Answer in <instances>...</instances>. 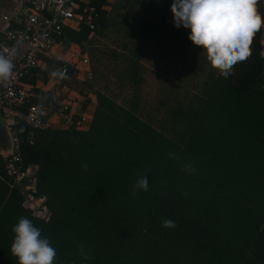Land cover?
I'll return each mask as SVG.
<instances>
[{"label": "trees", "instance_id": "16d2710c", "mask_svg": "<svg viewBox=\"0 0 264 264\" xmlns=\"http://www.w3.org/2000/svg\"><path fill=\"white\" fill-rule=\"evenodd\" d=\"M89 2L97 10L99 28L104 26L109 1ZM172 3L164 0L156 20L141 24L144 42L161 25L184 32L166 23ZM259 10L264 15L261 0ZM66 34L78 46L92 35L84 26ZM261 35L262 29L252 55L237 63L232 75L211 74L200 95L171 113L175 129L170 136L142 120L134 104L126 108L94 89L88 129L15 126V164L20 172L32 170L27 193L43 198L46 217L25 205L23 190L9 174L11 156L0 152V264H18L10 249L12 228L21 217L50 240L57 251L54 264H264ZM137 68L136 62L129 66L135 76ZM82 84L69 68L67 92L56 96L33 88L22 110L34 105L60 113L61 102L74 92L86 99L79 106L84 113L89 100L76 88ZM10 146L0 131V151ZM185 164L194 173L185 172ZM142 176L148 178V190L133 194ZM165 219L176 227H162ZM80 245L89 259L79 254Z\"/></svg>", "mask_w": 264, "mask_h": 264}, {"label": "rangeland", "instance_id": "374dc122", "mask_svg": "<svg viewBox=\"0 0 264 264\" xmlns=\"http://www.w3.org/2000/svg\"><path fill=\"white\" fill-rule=\"evenodd\" d=\"M108 1L106 24L98 28L83 46L93 68V80L76 88L87 99L94 97V89L126 108L134 104L142 120L170 136L175 129L171 113L200 95L207 78L216 70L206 61L202 49L188 40L189 29L177 34L161 25L156 33L143 41L141 24L156 20L159 6L164 0ZM169 22L173 23V16H169L166 23ZM262 47L264 54V45ZM135 52H138L137 57L133 55ZM134 62L138 66L137 76L133 74L134 70L129 69ZM67 85L73 83L68 82ZM52 90L58 94L67 92L66 87L61 89L58 85L53 86ZM92 100L95 101V98ZM79 101L85 103L86 99L81 97ZM44 114L48 119L49 111H44ZM8 166L27 196L26 188L31 186L32 170L25 175H21V172L18 174L19 168L14 159ZM43 202V198H40L36 202H27V205L35 214L46 217Z\"/></svg>", "mask_w": 264, "mask_h": 264}, {"label": "built area", "instance_id": "2783aa9c", "mask_svg": "<svg viewBox=\"0 0 264 264\" xmlns=\"http://www.w3.org/2000/svg\"><path fill=\"white\" fill-rule=\"evenodd\" d=\"M261 2L263 4L264 0ZM81 26L91 34L99 28L97 10L89 0H19L9 14L0 18V52L14 49L16 53L11 83L0 84V116L11 142L6 153L11 156L9 165L12 159L17 161L18 142L14 130L19 123L32 131L50 127L89 128L91 108L87 106L84 113L71 111L64 103L67 98L61 102L60 113L49 111L48 119L44 114L46 110L37 106L22 110L23 104L31 100L33 88L43 91L50 82L64 88L69 68H72L78 82H92L93 71L88 54L83 49L84 43L78 46L66 34L67 30L78 31ZM57 69L65 73L64 78L50 76ZM30 79L35 81L34 86L30 85ZM0 152L7 157L3 151ZM17 172L19 174L20 170ZM9 174L13 177L10 168ZM21 175H25V172H21ZM15 184L22 189L16 180ZM40 198L27 193L24 203L30 208L27 202H36Z\"/></svg>", "mask_w": 264, "mask_h": 264}, {"label": "clouds", "instance_id": "9594fccd", "mask_svg": "<svg viewBox=\"0 0 264 264\" xmlns=\"http://www.w3.org/2000/svg\"><path fill=\"white\" fill-rule=\"evenodd\" d=\"M259 8L260 0H173L170 11L174 26L189 29L188 40L202 49L206 61L219 76L227 78L237 63L252 55L254 38L264 28V15ZM260 44L264 45V36ZM15 55L14 49L0 52V84L11 83ZM50 76L64 78L65 73L57 69ZM168 155L174 158L173 153ZM83 168L87 170V165ZM183 170L189 174L195 171L191 164H185ZM137 190H148L147 176L140 177L133 185V194ZM162 227L175 228L176 223L165 219ZM12 232L10 251L18 264H54L56 249L30 219L21 217ZM78 251L84 260L90 258L83 245Z\"/></svg>", "mask_w": 264, "mask_h": 264}, {"label": "crops", "instance_id": "0c3cea01", "mask_svg": "<svg viewBox=\"0 0 264 264\" xmlns=\"http://www.w3.org/2000/svg\"><path fill=\"white\" fill-rule=\"evenodd\" d=\"M19 0H0V4L2 5V8H0V18L5 15V13L7 12H11L16 6H17V3H18ZM263 9H264V2H263ZM51 86V88H49ZM53 86H56L54 85V83H49L46 87V89H44L43 91H52V88ZM62 89V88H61ZM54 95H58V93H54ZM67 99H65V104H67V109H70L71 111H77L79 112V106L83 104V102L79 101V98H81V96L77 95L76 93L74 92H71L68 94V97H66ZM94 99V97H92ZM91 99H88L89 100V108L92 109L93 105H95V101H93Z\"/></svg>", "mask_w": 264, "mask_h": 264}, {"label": "water", "instance_id": "95a60500", "mask_svg": "<svg viewBox=\"0 0 264 264\" xmlns=\"http://www.w3.org/2000/svg\"><path fill=\"white\" fill-rule=\"evenodd\" d=\"M0 131H3L9 137L5 123H4L3 119L1 118V116H0Z\"/></svg>", "mask_w": 264, "mask_h": 264}]
</instances>
